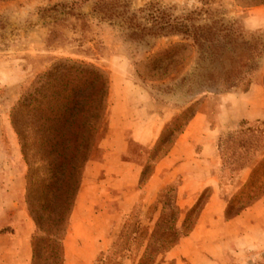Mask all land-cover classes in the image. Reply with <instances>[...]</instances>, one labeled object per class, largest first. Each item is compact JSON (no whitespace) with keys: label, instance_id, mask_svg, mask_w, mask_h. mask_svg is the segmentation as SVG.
<instances>
[{"label":"rangeland","instance_id":"374dc122","mask_svg":"<svg viewBox=\"0 0 264 264\" xmlns=\"http://www.w3.org/2000/svg\"><path fill=\"white\" fill-rule=\"evenodd\" d=\"M93 2L0 0V195L3 202L13 196L10 209L0 217V231L8 236L2 245L7 251L15 245L14 230L23 228L26 220L30 226L24 255L27 264H175L171 249L195 227L205 201L214 196L213 220L198 232L204 238L187 246L181 261L205 264L216 255L218 264H264V247L251 249L254 239H264L263 235L247 229V240L253 244L246 251L235 246L242 249L235 255L226 250L229 233L224 228L226 221L264 196V132H248L246 142L223 141L227 132L263 128L260 121L264 119H240L227 125L208 144V165L198 161L187 170L166 174L167 181L153 198L145 197L141 189L154 170H166L159 161L171 151L189 118L195 113L203 118L194 154L188 152L200 160L205 153L203 135L215 123L217 96L243 91L205 88L199 66L206 62L198 59L188 39L180 35L131 37L124 20L151 3L168 8L173 15L195 11L196 24L213 19L235 22L249 41L264 40V1L118 0L123 17L110 19L92 12ZM175 43L185 44L175 62H159L156 70L147 67L156 52ZM64 60L92 65L107 78L102 117L94 124L85 162L77 163L75 190L67 201L64 194L68 192L58 182L60 175L47 179L51 157L37 142L33 112L17 105L39 86L45 71ZM256 62L252 81L264 89V51ZM118 149L120 157L109 153ZM119 159L134 165L130 172L136 176L111 188L103 204L92 201L77 213L85 175L102 176L100 171L117 165ZM193 169L206 170L210 184L196 192L190 206L179 205L180 191L184 196L191 184V177L185 176ZM131 189L137 198L120 204L125 199L119 195ZM218 249L222 252H214Z\"/></svg>","mask_w":264,"mask_h":264},{"label":"trees","instance_id":"16d2710c","mask_svg":"<svg viewBox=\"0 0 264 264\" xmlns=\"http://www.w3.org/2000/svg\"><path fill=\"white\" fill-rule=\"evenodd\" d=\"M117 7L118 0H94L91 10L108 19L123 17L125 11ZM193 14L197 12L173 15L168 8H159L150 3L131 12L124 20L128 23L131 37L180 35L188 39V45L195 47L198 59L206 62V65L199 66L203 70L199 74L200 83L205 88L220 86L246 91L253 78L256 60L264 51L263 38L249 41L241 25L225 23L221 19L196 24ZM260 31L256 30L258 33ZM183 46L185 44L175 43L156 52L147 67L156 70L159 62H166L167 65L175 62ZM262 78L264 87V75ZM106 88L107 78L101 70L89 64L64 60L45 71L34 92H30L21 103L17 102V105L28 106L35 116L39 131L37 142L42 152L51 157L47 162L50 175L47 179L52 180L60 175V188L64 187V192H68V196L64 194L66 201L75 190L76 179L73 176L77 163L85 162L93 143V128L102 117ZM11 123L15 127L14 118H11ZM250 131L264 132V127L227 132L223 141L246 142V135ZM15 134L21 138L16 129ZM75 155L77 157L74 158Z\"/></svg>","mask_w":264,"mask_h":264},{"label":"crops","instance_id":"0c3cea01","mask_svg":"<svg viewBox=\"0 0 264 264\" xmlns=\"http://www.w3.org/2000/svg\"><path fill=\"white\" fill-rule=\"evenodd\" d=\"M217 101V112L214 116L215 123L212 127L208 128L203 135V141H206V143L203 145L205 146V153L201 154L202 158L198 160L197 157L193 158L192 156H188V152L191 155L194 154L193 150L196 145L195 143L198 142L196 140L198 137V128L203 119L198 113H195L189 118L185 129L177 136L171 151L159 161V164L166 167V170L164 172L161 169L158 171L154 170L144 187L141 189V191L144 192L145 197L149 195L150 198H153V194L157 188L167 181L165 177L166 174H170L172 171H176L175 174H177L183 169L187 170V166L189 167L191 164L195 165L198 161L202 163L203 166L208 165L210 162V153L207 150L208 144H210L215 135L219 131L225 129L227 125L233 124L240 119H264V89L258 81H252L248 89L240 93H220L217 96ZM109 153L113 156L120 157L122 150L118 149L117 151L114 150ZM132 167H134V165L119 159L117 165L105 166L103 170L100 171V173H103L102 176L98 177L89 173L86 174L81 185L77 208H75L76 212L79 213L81 211L80 206L88 207L89 203L92 201L94 203L103 204L104 199L108 196L111 188L117 185L120 187L125 180L132 179V175L133 178L136 176L135 171L130 172V168ZM185 177H191V184L187 186V192L184 196H182L183 191H180V197L177 202L182 206H190L196 192L209 186V176L204 169L201 171H194L193 169V172L189 171V174ZM190 189H193V192ZM122 193L123 195L120 194L119 196L123 197L125 200L120 202V204H131L137 198V194L136 196L133 195L135 189H131V192L127 194L125 191ZM11 197L13 196L10 195L9 201L3 202L0 195V217H4L6 211L10 209L9 203ZM216 206V197L210 196L199 212L195 227L171 249L172 258L175 260V264H186L180 259L185 255V248L191 243L204 238L203 236H199L198 232L200 231V227L212 222L213 212L216 209ZM224 228L228 229L229 233L226 239V250L232 251L236 255L239 254L242 249L244 251L250 249V245L253 243L247 240L248 237H250L246 232L247 229L255 230L257 231L255 235H263L264 237V196L257 198L249 207L241 211L232 220L226 221L224 223ZM29 230L30 226L28 221L25 220L23 228L14 230L12 237H14L15 245H13L12 248H9L8 251L5 249V246L2 245L8 236L5 234L6 232L0 231V264H27V262L24 261V255L27 253L26 236L28 235ZM261 237L262 236L254 239L255 246L251 249H254L255 247H264V239ZM242 242L243 244H241ZM239 245H241L242 249L235 248V246L237 247ZM214 252L219 253L222 252V250L218 249ZM218 263L219 258L216 255H213L212 258L207 259L205 264ZM195 264L199 263L195 262Z\"/></svg>","mask_w":264,"mask_h":264}]
</instances>
